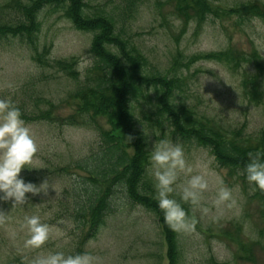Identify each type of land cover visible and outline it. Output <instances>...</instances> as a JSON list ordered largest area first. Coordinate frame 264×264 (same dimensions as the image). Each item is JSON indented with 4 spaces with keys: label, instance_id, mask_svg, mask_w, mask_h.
<instances>
[{
    "label": "rangeland",
    "instance_id": "374dc122",
    "mask_svg": "<svg viewBox=\"0 0 264 264\" xmlns=\"http://www.w3.org/2000/svg\"><path fill=\"white\" fill-rule=\"evenodd\" d=\"M86 1L92 11L103 8L122 15L119 7L122 8L124 0ZM247 1L264 2L222 0L220 3L231 6ZM39 19L40 51L48 48L46 57L53 64L56 60L75 57L79 75L73 78L56 67L40 65L33 59L31 47L19 38L0 41V98L9 96L13 101L25 103L29 109L50 108L57 115L54 121L26 123L38 151L30 168H22L19 175L25 181L37 178L36 185L48 180L50 187L47 195L26 193L28 203L16 208L10 200L0 201V264H7L17 255L29 263L48 251L76 252L74 222L67 217L54 219L53 212L58 208L59 198L65 196L64 191L70 190L78 177L86 175L73 167L74 161L90 156L100 144L96 125H70L63 121L75 113V101L69 93L82 83L87 69L94 63L90 51L93 33L75 28L61 10L45 7ZM117 21L119 26H124V35L148 57V67L163 74L171 72L172 60L178 51L192 55L229 47L248 52L256 47L264 58V19L260 17L245 21H238L236 17L210 18L199 28L192 21L181 34L183 20L174 14L170 3L145 0L133 17H117ZM253 71L254 66L246 63L237 70L217 61L194 63L180 70L187 80L179 92L180 101L194 106L226 129H242L244 136L255 141L264 129V100L258 105L249 103L241 88L246 72ZM6 83H11L13 89L5 87ZM144 91V96L132 100V108L149 149L161 138L180 143L188 162L208 180L202 201L208 211L204 213L188 205L190 216L196 221L194 231L179 233L181 264H264V221L253 187L238 174L220 167L208 148L173 138L167 122L164 119L157 122L153 89ZM97 122L109 128L104 118H98ZM221 180L232 189L234 205H213ZM116 206L115 213L85 244L84 252L96 257L97 264H168L167 246L156 215L141 205L132 204L123 193L118 194ZM37 212L54 226L53 232L41 249H25L22 246L25 233L19 225L25 214Z\"/></svg>",
    "mask_w": 264,
    "mask_h": 264
},
{
    "label": "trees",
    "instance_id": "16d2710c",
    "mask_svg": "<svg viewBox=\"0 0 264 264\" xmlns=\"http://www.w3.org/2000/svg\"><path fill=\"white\" fill-rule=\"evenodd\" d=\"M144 1L124 0L122 8L119 7L122 16L103 8L92 11L86 0H3L0 2V41L19 38L34 51L33 59L37 63L56 67L78 78L75 57L56 60L53 64L46 57L49 49L40 51V12L45 7L61 10L75 28L93 33L90 51L94 63L87 69L82 83L69 93L75 101V113L63 121L70 125H96L100 131V144L90 156L74 161L73 167L86 175L78 177L75 185L64 191L65 196L59 198L53 217H67L74 222V253L84 252L85 244L115 213L118 194L123 193L129 202L141 205L156 215L167 246L168 264H181L179 233L173 232L164 223L154 199L153 181L145 173L150 149L143 130L137 124L132 100L144 96V90L153 89L155 114L159 118L157 122L164 119L173 138L208 148L220 167L229 169L246 181L242 171L249 153H264V129L261 136L253 141L244 136L242 129H226L194 106L181 102L179 92L184 89L187 80L180 70L203 60L223 62L234 70L243 63L253 65L255 71L246 72L241 88L245 99L258 105L264 100V58L256 47L248 52L229 47L192 55L178 51L173 57L170 73L154 71L148 67V57L124 35V26L117 23V17H133ZM166 1L173 6L174 14L183 20L181 34L186 32L192 21L199 28L210 18L236 17L238 21L255 17L264 19V2L260 1L238 2L231 6H224L220 3L222 0ZM46 101L52 106L49 100ZM14 102L25 123L54 121L57 118L50 108L35 106L29 109L25 103ZM101 117L109 125L108 129L98 124L97 120ZM36 180L31 177L26 182L35 183ZM254 191L260 201L264 221V192ZM183 207L191 215L189 206L184 204ZM7 264L29 263L17 255L10 258Z\"/></svg>",
    "mask_w": 264,
    "mask_h": 264
},
{
    "label": "clouds",
    "instance_id": "9594fccd",
    "mask_svg": "<svg viewBox=\"0 0 264 264\" xmlns=\"http://www.w3.org/2000/svg\"><path fill=\"white\" fill-rule=\"evenodd\" d=\"M4 86L13 89L11 83ZM37 151L38 146L21 117L20 109L11 97L0 98V201L10 200L11 206L16 208L28 203L26 193L33 196L41 193L47 195L50 187L48 180L36 185L26 182L19 175L22 168H30ZM145 173L153 181L154 199L162 212L164 223L176 233L193 232L196 221L183 205L199 208L206 213L208 209L202 205V201L208 189V180L188 162L183 146L169 138L154 141L149 150ZM242 175L254 189L264 192V153H249ZM212 203L214 206L235 204L232 189L222 180L219 181ZM19 226L25 233L22 241L25 249H41L51 238L54 227L45 222L38 212L25 214ZM12 235L14 238L15 232ZM29 264H97V258L89 252L65 254L57 250L38 255Z\"/></svg>",
    "mask_w": 264,
    "mask_h": 264
}]
</instances>
